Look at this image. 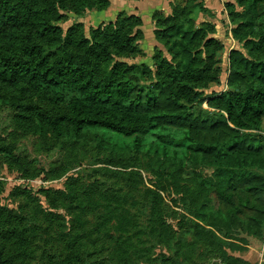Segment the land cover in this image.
Instances as JSON below:
<instances>
[{"label": "trees", "instance_id": "1", "mask_svg": "<svg viewBox=\"0 0 264 264\" xmlns=\"http://www.w3.org/2000/svg\"><path fill=\"white\" fill-rule=\"evenodd\" d=\"M109 6L110 0H0V89L17 97L14 122L54 139L95 129L133 137L136 151L150 136L158 141L152 154L168 158L173 147L170 157L181 164L214 171L212 201L193 212L194 222L234 218L261 238L264 140L257 131L264 118V0L225 3L240 49L228 53L227 91L206 97L203 91L219 83L224 46L213 24H197L198 15L213 16L204 0H172L169 14L151 13L153 38L166 53L153 47L151 66L125 62L143 56L139 16L118 12L88 35L81 22L65 32L60 26L66 13L82 17ZM45 102L62 114L47 116L38 106ZM201 105L213 111L195 110ZM16 237L11 233L7 240Z\"/></svg>", "mask_w": 264, "mask_h": 264}, {"label": "rangeland", "instance_id": "2", "mask_svg": "<svg viewBox=\"0 0 264 264\" xmlns=\"http://www.w3.org/2000/svg\"><path fill=\"white\" fill-rule=\"evenodd\" d=\"M218 1L219 14L197 17V24H213L224 46L219 83L204 90L205 97L227 91L228 53L240 49L230 35L225 3ZM116 2L127 1L113 0L106 11L82 17L66 13L60 26L65 32L81 22L88 35L118 12L148 13L144 2ZM150 2L165 7L163 0L145 4ZM142 29L143 56L125 62L151 66L153 45L166 53L153 42L151 24ZM16 101L0 89V264H264V225L256 238L234 218L227 224L193 221V212L212 201V169L181 164L170 157L173 147L168 158L152 154L158 141L150 136L136 151L133 137L103 130H86L75 139L34 135L14 122ZM38 106L49 117L62 114L48 102ZM195 110L213 111L205 105ZM257 134L264 140V118ZM203 181H209L207 188ZM11 233L16 240H7ZM77 255L81 261L66 262Z\"/></svg>", "mask_w": 264, "mask_h": 264}, {"label": "crops", "instance_id": "3", "mask_svg": "<svg viewBox=\"0 0 264 264\" xmlns=\"http://www.w3.org/2000/svg\"><path fill=\"white\" fill-rule=\"evenodd\" d=\"M113 0H110V2H112ZM125 1H127V0H125ZM147 0H136V1H127V2H116V3H130V4H134V5H138V3H142V2H144V5H143V9L145 10V11H148V13H146V12H143V10H140L141 12L140 13H135V12H132V13H126L127 15H136V16H139L140 18H141V20H142V26H141V30H142V32H143V38H144V30L142 29L143 27H145L146 25H150L151 24V27H152V31H153V29H154V25H153V22H152V20H151V13L153 12V11H159V12H161V13H163L164 15H167V14H169L170 13V7H169V4H170V2L172 1V0H163L164 1V3H165V7L162 5V8L163 9H159V8H154V6H153V4L151 3V4H145V2H146ZM222 1V4L223 3H227V2H231V0H221ZM114 3V2H113ZM111 4L112 3H110V6H109V8L111 7ZM204 5H205V7L207 8V9H209L210 11H211V13L212 14H219L218 12H220L219 11V8H220V3H219V1L218 0H204ZM112 6H113V4H112ZM108 8V9H109ZM107 10V9H106ZM105 10V11H106ZM95 12V11H94ZM102 12H104V11H102ZM102 12H95V13H102ZM121 12H123V11H121ZM125 13V12H124ZM97 15H99V14H96V17H97ZM153 36V35H152ZM143 40V39H142ZM152 40H153V42H155V40H154V38L152 37ZM156 43V42H155ZM156 45H158L157 43H156ZM153 47H154V45L152 46V49H153Z\"/></svg>", "mask_w": 264, "mask_h": 264}]
</instances>
